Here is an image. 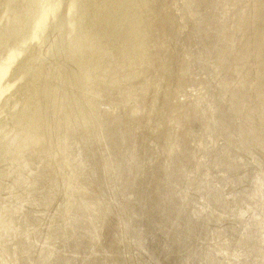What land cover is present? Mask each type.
Here are the masks:
<instances>
[{
    "label": "water",
    "instance_id": "95a60500",
    "mask_svg": "<svg viewBox=\"0 0 264 264\" xmlns=\"http://www.w3.org/2000/svg\"><path fill=\"white\" fill-rule=\"evenodd\" d=\"M183 2L190 9L185 24L174 16L175 0H138L139 20L147 26L139 34L140 45H150V58L144 68L153 70L152 83L147 88L150 99H155L152 121L157 122V131L165 127L173 132L166 125L168 119L157 120V110L167 108L171 117L177 116L181 119L178 124L184 123L187 129L180 139L188 140L197 138L202 123H210L213 136L217 118L225 129L220 128L215 137L226 140L233 132L242 133L245 150L236 151L234 144L225 149L219 146V159L211 157L209 161L215 169L207 172L192 165L194 140L177 143L186 150L174 154L160 147L157 138L163 140L161 131L154 135L157 159L160 158L155 160L151 145L152 151H145L148 142L141 124L126 113L120 118V122L124 121L122 129L104 119L103 128L97 125V136L86 132L84 137L90 140L82 146L72 134L68 137V130L58 123L59 137L54 125L47 131L45 146H50L48 132L56 141L69 138L74 142L72 152L79 162L77 176L82 186L78 188L75 179L70 180V171L72 176L75 174L62 160L59 164L37 159L22 164V172L15 176V181L6 180L16 189L10 194L5 191L9 184L0 178V264H129L126 259L130 254L125 255V251L131 250L139 234L146 231L148 242L140 252L149 255L150 264H184L186 257L192 264H200L199 255L206 258L207 243L215 235L236 253L232 264H264V101H260L264 99V0ZM238 10V17L233 20L231 15ZM85 44L83 36L82 46ZM55 54L52 52L54 57ZM118 67L123 68L124 64ZM196 74L201 78L196 80ZM238 79L241 81L237 82ZM178 85L188 95L196 92V97L206 95L201 89L205 85L208 96L200 107L184 108V97L175 99ZM243 111L246 116L237 129L236 118ZM128 121L134 127L132 139L127 134ZM178 131L173 135L177 136ZM62 132L66 135L61 137ZM133 142L139 152L131 148ZM126 151L140 157L144 166L141 172L129 162L125 173L115 170L125 163ZM222 159L231 163L223 166ZM114 175L129 180V184L125 180L124 185L120 184L123 191L118 187L123 193L120 200L127 193L133 194L127 205L114 204L109 196L114 184L110 177ZM253 178L262 183L261 201L255 190L250 191ZM98 192L103 193L100 199ZM66 193L72 199L69 210ZM236 194L238 205L233 199ZM198 203L217 211L216 217L207 219L206 211H201ZM126 207L133 219L135 213L139 215L140 221L132 223L141 230L134 229V224L131 229L125 228ZM112 210L115 213L110 215ZM100 223H105L103 232H99ZM209 227L216 232H209ZM96 235L100 241L94 243L92 237ZM122 241L123 249L119 248ZM94 247L103 256L90 258V249ZM139 253L132 264H137ZM213 254L216 257L214 251ZM143 263L149 264L147 260Z\"/></svg>",
    "mask_w": 264,
    "mask_h": 264
},
{
    "label": "bare ground",
    "instance_id": "6f19581e",
    "mask_svg": "<svg viewBox=\"0 0 264 264\" xmlns=\"http://www.w3.org/2000/svg\"><path fill=\"white\" fill-rule=\"evenodd\" d=\"M183 1L175 0L173 6L175 14H173L185 24L190 9L185 8L186 4ZM54 4H58L59 9L44 30L41 40L35 43L29 41L41 17L43 7ZM69 6L71 7V13L68 12ZM262 12L264 14V10ZM138 13V0H0V19L2 15H5V20L0 22V67L11 53L22 51L18 60L11 67V69L15 67L13 72L10 70L6 77L8 82L17 78L19 80L2 100L0 108V112L4 113L3 118L0 119V178L2 181L3 179L5 181H15V176L22 172V164L26 162L37 159L43 163L46 161L47 164L55 162L59 164L62 160V162L67 163L69 169L73 170L75 176H72L70 171L69 177L70 180L75 179L79 188L82 184L77 176V163L79 162L72 152L74 142L69 138H66L64 142L62 140L56 141L48 132L50 146L46 147L44 141L49 129L55 125V131L57 137H59L57 132V129H60L58 127L59 123L64 130L65 128L68 130V137L71 138L72 134L76 137L75 141L82 146L90 140V138L84 137L86 132L97 136V125L99 124L103 128L104 119L117 124L118 129L124 127L122 125L124 121L120 122L123 113L128 114L129 117L134 116L139 124L143 121L148 122L151 118L149 115L152 114L151 109L155 103L154 97L150 99V92L147 89L148 85L152 83L153 70L152 67L149 70L147 67L144 68L150 58V45L144 42L140 45L139 34L146 30L147 26L144 21L139 20ZM9 22L10 25H8ZM83 36L85 37V46H82ZM110 38L112 41H110ZM132 46L133 51H131ZM141 48L143 50L136 51ZM52 52L56 53L55 57ZM121 64H124L123 68L118 67ZM196 75L198 77V74ZM239 81L241 80L239 79ZM182 88L180 85L175 88L177 94L175 99L184 97V100L181 101L184 108H192V106L198 108L202 105L200 103L206 99L204 95L195 97L194 94L195 98L190 101L186 97L188 93L183 92ZM202 88L204 87L202 86ZM206 95L208 96V93ZM219 96H221L220 93ZM109 100H115L113 105L115 107H111V109L104 107L106 101L110 103ZM209 105L211 107V104ZM241 114V119H243L246 116V111ZM165 115L164 117H166ZM144 118L146 119L144 120ZM176 118L171 119V122L168 123L171 124L169 128L173 132H169L170 135L168 138L166 137L163 146L164 149H170L174 154H179L181 148L176 144L181 142L182 133L187 131H184V123L178 124L181 119ZM214 120L215 124L218 125H216L213 136L210 123H204L202 129L198 131L197 138H191L195 141L196 146L192 149V156L195 158L192 165L198 166L199 169L202 168L201 170L207 172L215 169V164H210L209 161H212L211 157L219 159L220 154L216 152L218 148L225 149L227 148L226 145L234 144L237 147L236 151L240 152L244 151L246 147L244 135L239 132L231 133L226 140L217 139L215 136L219 133L220 128L224 127L225 129V126L217 118ZM125 124H127L129 139H132L131 133L134 132V127L130 126V121ZM143 124L145 123L143 122ZM92 127L93 129H90ZM147 127L144 128L147 129ZM239 127L241 125L237 129ZM175 130H179L177 133L179 138L173 135ZM147 131L148 129L145 132ZM99 133L101 134V131ZM63 135L66 134L62 132L61 137ZM136 136L139 137V134ZM12 137L13 139H11ZM51 139L56 141L58 145L52 142ZM150 139L152 138L150 137ZM133 146L134 142L131 148L136 150ZM212 149L214 152H212ZM123 159H125V163H122L121 167H115L118 173H125L128 169V162L133 163L134 168H137L139 172L144 168L140 157H137L133 152L126 151ZM221 162L223 166L231 163L227 159H222ZM171 165L173 164L171 163ZM195 167H193V170ZM60 168L63 169L61 165ZM224 173L225 168L223 167ZM117 175L110 177L111 183L114 182L115 186L113 184V191L109 192V196L111 200L113 199L112 202L117 201L114 203L119 204L118 202L122 197H120L121 191L117 189L116 185L117 183L123 185L125 181L129 184V180ZM260 184L262 185L261 182ZM260 184L256 183L253 178L250 191L255 190L261 201L260 194L263 189ZM119 187L121 188V186ZM102 195L103 193L98 192L97 199H100ZM128 195L126 194V196ZM66 196L69 199L66 208L69 210L72 199L68 193H66ZM124 198L126 199V197ZM236 198L237 194L235 197L233 196V199L238 205ZM124 202L127 203L128 200H124ZM198 205L201 206V211H206L205 217L207 219L211 216L216 217L217 211L212 212L213 210L204 204L198 203ZM246 205L250 206V204L243 206ZM211 221L207 224L210 225ZM95 228H98V222L95 224ZM208 231L211 233L216 232L214 230L212 232L210 227ZM97 236H91L93 242H95ZM146 240L148 242V239ZM182 240L184 241L185 238ZM140 241L142 242V240ZM207 244L206 258L204 255L202 257L199 255L198 261L200 264H232V261L236 258V253L225 245L224 240L219 235H215ZM262 246L264 247V240ZM138 249H140V246ZM211 249H213L216 257ZM133 260L129 261L133 262ZM181 261H183V258ZM192 263L189 257L185 258L184 264Z\"/></svg>",
    "mask_w": 264,
    "mask_h": 264
},
{
    "label": "rangeland",
    "instance_id": "374dc122",
    "mask_svg": "<svg viewBox=\"0 0 264 264\" xmlns=\"http://www.w3.org/2000/svg\"><path fill=\"white\" fill-rule=\"evenodd\" d=\"M215 1V0H214ZM220 1V0H219ZM222 1V0H221ZM230 1V0H229ZM231 1H236V0H231ZM59 5L58 4H54V5H48V6H44L43 7V10H42V13H41V17H40V19H39V21L37 22V24H36V26H35V28H34V31H33V34H32V37H31V39L29 40V41H31V42H38V41H40L41 40V37H42V34H43V32H44V30L46 29V27L49 25V23L53 20V18L55 17V14H56V12L58 11V9H59V7H58ZM70 9V10H69ZM68 12L69 13H71V7L69 6V8H68ZM237 12H239V10L237 11ZM233 13L232 15H231V17H232V19L233 20H235L237 17H238V13ZM47 13V14H46ZM44 14V15H43ZM3 17V18H2ZM236 17V18H235ZM5 20V15H2L1 16V19H0V22L1 21H4ZM43 23V24H42ZM44 25V28L42 27ZM40 27V28H39ZM38 29V30H37ZM34 33H35V35H34ZM34 38V39H33ZM36 38V39H35ZM14 53V54H13ZM13 53H11L6 59H5V63L3 62V64H2V66L0 67V108H1V103H2V100L6 97V95L9 93V91L12 89V87L18 82V80H19V78H17L16 80H13V81H6V77L8 76V74H9V72H10V70L13 72V70H14V68L15 67H13L12 69H11V67H12V65H14V63L16 62V60H18V58H19V56L21 55V53H22V51L21 50H19V51H17V52H13ZM18 55V56H17ZM14 60V61H13ZM5 66V67H4ZM198 78L200 79L201 78V75H198V77H197V75H196V77H195V79L196 80H198ZM207 79V78H206ZM203 80V79H202ZM208 80V79H207ZM238 81H239V79H238ZM191 86V85H190ZM203 90L205 91V93L204 94H207V92H206V88H205V86L203 85ZM2 88V89H1ZM183 89V88H182ZM201 89H202V86H201ZM206 89V90H205ZM8 91V92H7ZM183 92H185L186 93V91L184 90ZM188 93V92H187ZM186 93V94H187ZM196 93V92H195ZM192 94V95H191ZM191 94L189 93V95L188 96H186L187 98H188V100H190V101H193V99L196 97V95H195V97H194V91H192L191 92ZM193 96V97H192ZM206 96L207 95H204V97L206 98ZM193 98V99H192ZM204 98V99H205ZM110 101V103L112 104V105H114V103H115V100H109ZM260 101H264V99H261ZM108 101H106V103L104 104V107H108V106H110L111 104L109 103ZM107 105V106H106ZM112 107H115V106H112ZM117 108V107H116ZM166 109V110H165ZM164 110H165V112H164ZM164 110L162 111V110H157V111H159V112H157V120H161V119H163V118H165L166 120L168 119V121L166 122V125L167 126H169V127H171V124L169 125L168 123H170L171 122V119H173V118H175V117H177V116H173V117H170L171 116V111L170 110H168L167 108H164ZM162 111V112H161ZM167 111V112H166ZM183 110H181V112H180V114L182 115V112ZM116 112V111H115ZM166 115H165V114ZM179 114V115H180ZM160 115V116H159ZM161 115H162V117H161ZM164 115L166 116V117H164ZM3 116H4V113L3 112H0V119H2L3 118ZM151 118L148 120V122H145V121H143L145 124H143V122L141 123V131H146L147 129H148V131L147 132H145V135L147 136L148 135V137L146 138V140H147V142H148V144H147V146H145L146 148V152H148L149 150H150V145H151V147L153 148V154H155V152H156V145H157V141H159V140H155V138H154V136L153 135H155V133H157V134H161V132H163V134H162V138H164V140H162V139H160V140H162V141H160V147H163V145H165V140L168 138V136L170 135V133H169V131H166L167 129L165 128H162L161 129V132L158 130V132H157V122L155 121V122H153L152 120H153V114H151V115H149ZM161 117V118H160ZM147 118V117H146ZM146 118H144V120L146 119ZM170 118V119H169ZM237 120H236V128L239 126V125H241V122H242V119H241V116H237V118H236ZM151 121V122H150ZM152 122L153 123H156V124H153L152 125ZM238 123V124H237ZM203 124V123H202ZM153 127H152V126ZM155 125V126H154ZM201 126H203V125H201ZM147 127V129H145V128ZM151 127V128H150ZM184 127H185V125H184ZM200 127V126H199ZM151 129H152V131H151ZM170 129V128H169ZM202 129V127L198 130V131H200ZM156 130V131H155ZM166 132H165V131ZM184 131H187V129H186V127L184 128ZM192 130L189 128L188 129V132H191ZM155 132V133H154ZM147 133H149V134H147ZM184 133L185 132H183L182 134L184 135ZM168 134V135H167ZM142 136V134H139V137H141ZM182 135V136H183ZM150 137L152 138V139H150ZM167 137V138H166ZM149 138V139H148ZM11 139H13V137L11 138ZM158 139V138H157ZM191 139V138H190ZM149 140H151V141H149ZM184 140V139H183ZM182 139H181V141H183ZM192 140V139H191ZM185 141V140H184ZM186 141H189V139L188 140H186ZM156 144H155V143ZM164 142V143H163ZM155 144V145H154ZM162 145V146H161ZM155 149V150H154ZM186 149H184L183 151H182V149H180V153L179 154H181L182 152H184ZM150 151H152V150H150ZM157 153V152H156ZM162 155V157H163V154H160V156ZM155 156V155H154ZM156 159H157V154H156ZM155 159V160H156ZM158 160H160V158H158L157 159V161ZM9 169V168H8ZM14 181V180H13ZM4 182V181H3ZM6 183H8L9 185L8 186H5L6 187V192L8 193V194H10L11 192H13V191H16V189L14 188V186L13 185H11L10 184V182H7V181H5ZM123 185H124V183H123ZM119 186H121L120 184H118L117 183V185H116V187H117V189H118V187ZM11 187V188H10ZM121 189H122V187H121ZM8 190V191H7ZM120 190V189H119ZM121 191V190H120ZM122 192V191H121ZM121 192H120V197H122L123 196V193L121 194ZM127 194H129L128 196H126V195H124V197H126V199L124 198V199H121V200H123L122 202H124V200H128V202L127 203H125V205H127L128 203H130V198H133V195L131 194V192L130 193H127ZM121 200H120V202H118L119 204L118 205H121ZM114 202H117V201H114ZM114 204H117V203H114ZM127 208V207H126ZM122 210L123 209H121V213H122ZM119 212V211H118ZM129 212V213H128ZM115 212L112 210V212L110 211V215H113ZM130 215L131 214V210L130 209H126V213H125V215ZM126 216V218L128 217V221H127V223H125V228L126 229H131V225H133L132 224V222H134V221H140V219L138 220L137 218H139V216H138V214L137 213H135V219H133V215H131V216ZM131 217V218H130ZM79 217L78 216H76V220L78 219ZM125 218V219H126ZM131 221V223H129ZM125 222H126V220H125ZM101 224V228L99 229L100 231L99 232H101V230H102V232H103V229L105 228V223L102 225V223H100ZM128 224V225H127ZM98 226H99V224H98ZM134 229H138V225L135 223L134 224ZM142 229V228H141ZM141 229H138V230H141ZM98 232V233H99ZM99 235H101V234H99ZM97 236L96 237V240H95V242L97 241V240H99V237L100 236ZM143 235H144V237H143ZM139 236H142V237H139ZM139 236H138V239L136 240V242L134 241V246L132 245V247H134L133 249H132V247H131V250L130 249H128L127 251H125V255H127V254H130V256H129V260H133V262L132 261H129L128 260V258L126 259L127 260V263H129V264H132V263H134L135 262V260H136V254H138L143 248H144V246H146L147 245V237H148V234H147V231L144 233V234H142V233H140L139 234ZM143 239H145V240H143ZM140 240H142V242L140 241ZM100 241V240H99ZM139 241V242H138ZM94 242V243H95ZM144 242V243H143ZM122 245V247H120L121 245ZM119 244V248H121V249H123V247L125 246L124 245V241H122L121 243ZM139 244V245H138ZM135 245H137V246H135ZM139 246H140V249H138L137 250V248H139ZM135 247H137V248H135ZM92 252H91V255H89V257L90 258H93L94 256H103V253H101L99 250H98V247L96 248V247H94V248H92V249H90ZM96 250V251H95ZM140 250V251H139ZM126 252H127V254H126ZM97 253V254H96ZM133 253V254H132ZM144 253V254H143ZM125 255H124V257H125ZM135 255V256H134ZM132 256H134V257H132ZM130 257H131V259H130ZM98 258V257H97ZM148 259V260H147ZM145 260H147L148 262H149V264H150V260H149V255L147 254L146 255V253H145V251H142V252H140L139 253V255H138V258H137V264H144V263H142V262H144Z\"/></svg>",
    "mask_w": 264,
    "mask_h": 264
}]
</instances>
